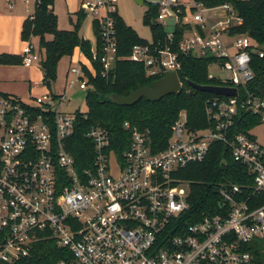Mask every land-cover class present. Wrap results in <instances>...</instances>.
I'll list each match as a JSON object with an SVG mask.
<instances>
[{"label":"built area","instance_id":"1","mask_svg":"<svg viewBox=\"0 0 264 264\" xmlns=\"http://www.w3.org/2000/svg\"><path fill=\"white\" fill-rule=\"evenodd\" d=\"M119 1L82 4L86 21L92 28L99 25L104 77L122 60L162 79L166 72L179 75L182 56L212 58L211 65L231 74L221 87L235 88L238 95L208 104L209 129L191 131L183 112L167 148L159 152L149 130L126 123L131 144L119 157L109 132L92 127L86 137L95 146V158L81 173L66 144L75 134L78 113L85 118L87 113L67 114L63 107L77 85L86 93L84 66L94 74L92 62L73 64L63 95L45 93L25 102L0 92V264L31 258L43 242L63 250L55 264H254L246 246L264 240V147L232 129L242 112L260 117L264 125V99L247 89L257 43L232 34L243 20L231 4L207 8L197 0H142L157 10L153 23L164 27L165 39L136 45L131 55L120 57L112 17ZM8 7L13 9L10 0ZM22 56L25 67H40V50L32 40L25 42ZM93 59L98 60L96 47ZM209 77L216 79L210 72ZM216 142L230 147L235 161L248 168L253 195L238 185L220 184V213L183 226L179 218L190 209L191 183L181 179V172L205 162Z\"/></svg>","mask_w":264,"mask_h":264},{"label":"trees","instance_id":"2","mask_svg":"<svg viewBox=\"0 0 264 264\" xmlns=\"http://www.w3.org/2000/svg\"><path fill=\"white\" fill-rule=\"evenodd\" d=\"M54 1H35L34 14L29 16L22 25L21 40L29 42L34 38L39 39L40 68L44 75L43 84L48 87L51 82L56 81L60 61L64 57H73L78 48L84 57L92 62L94 74L84 66L88 81L87 117L78 113L79 119L75 134L66 144V149L73 156L79 172L82 173L93 166L95 146L86 137V133L92 127H101L109 132L110 147L121 157L131 144V133L125 129L126 123L140 131L149 130L151 145L155 152L167 148L172 136L173 125L180 119L183 112L187 113V127L191 131L209 129L213 126L206 113L207 106L215 99L226 98L201 92L189 85V83L218 87L227 85L209 77L212 58L181 57L182 69L179 72V78L183 84L181 95L167 96L155 103L142 99L133 106H118L111 101L112 95L128 96L131 91L137 90L139 85L151 86L161 78L147 77L143 65L127 60L117 62L109 78L104 77L103 66L100 63L103 55V42L98 23L95 22L93 25L95 45L81 35L86 22V14L82 8L77 13V21L73 30H60L58 17L54 13ZM197 1L207 8L231 4L243 20V23L233 28L231 32L249 36L257 43V51L252 53L251 60L254 78L248 83L247 89L256 97L264 99V0ZM157 16V10L151 8L144 18V23L151 26L153 39L164 40V27L153 23ZM112 17L117 30L120 57H128L134 46L147 43L124 22L118 13H114ZM49 37H52V40H49ZM180 37L181 35L178 34L177 41ZM94 47L98 55L97 61L93 59ZM260 53H263V57ZM2 65H23V56L0 53V66ZM259 125H262L260 117L242 112L236 118L232 133L244 134L256 139L251 133ZM180 177L183 181L191 183L188 199L190 209L179 218L183 226L198 223L204 215L220 213L221 198L218 193L220 184L232 183L243 188L249 196L253 195V176L250 175L246 166L235 161L232 149L220 142L211 146L209 157L205 162L189 166L181 172ZM246 248L253 255L254 264H264V240L252 242ZM61 253L63 250L54 242H43L37 245L31 258L19 264H55L61 259Z\"/></svg>","mask_w":264,"mask_h":264},{"label":"rangeland","instance_id":"3","mask_svg":"<svg viewBox=\"0 0 264 264\" xmlns=\"http://www.w3.org/2000/svg\"><path fill=\"white\" fill-rule=\"evenodd\" d=\"M11 1L16 3L14 11L10 13L5 9L3 11V17H0V53L20 54L23 50L24 42L21 40L22 23L19 24V22H22V20L29 15L25 10L26 7L30 11L35 8L34 3L36 0H29L27 6H24L26 0ZM86 1L88 0L54 1V13L58 17L60 30H73L74 24L77 21V13L81 10L82 4ZM0 4L2 8H4L5 0H0ZM117 8L119 16L129 27L137 32L142 40L147 42L153 40L151 26L145 25L144 23L146 14L151 10V6L148 3L138 4L136 0H120ZM11 16H17V18L14 19L15 21L10 19ZM82 32H84L86 39L94 41L95 35L89 21L85 22ZM48 39L52 40V37ZM34 45L40 50L39 39L34 40ZM75 52L78 54L79 48ZM77 58L64 57L60 61L57 68L56 81L51 82L50 87L43 84L44 75L37 63L32 68L25 67L24 65H2L0 66V91L2 93L15 95L25 102H31L30 98L33 96L35 97L45 93L63 95L68 91L69 81L71 80L70 69L73 64H75ZM209 72L220 81L231 79V74L222 70L217 64L211 65ZM29 79L32 81L33 86L34 83H41L38 91H30ZM68 95L70 101L63 107V112L67 114L76 113L78 111L88 112L86 93L80 90L79 85L69 92ZM251 134L264 146V125L256 127Z\"/></svg>","mask_w":264,"mask_h":264},{"label":"water","instance_id":"4","mask_svg":"<svg viewBox=\"0 0 264 264\" xmlns=\"http://www.w3.org/2000/svg\"><path fill=\"white\" fill-rule=\"evenodd\" d=\"M138 4H142V0H136ZM190 87L201 92L210 93L223 97H237L238 91L235 88L221 86H200L189 83ZM183 92V84L176 72H166L164 78L154 82L151 86L143 87L139 85L137 90L130 92L128 96L112 95L111 101L118 106H133L140 100L146 99L148 102H159L167 96H179Z\"/></svg>","mask_w":264,"mask_h":264},{"label":"crops","instance_id":"5","mask_svg":"<svg viewBox=\"0 0 264 264\" xmlns=\"http://www.w3.org/2000/svg\"><path fill=\"white\" fill-rule=\"evenodd\" d=\"M8 1L9 0H5V4H4V8H2V6H1V4H0V17H3V15H4V10L6 9L7 11H9L10 13H12L13 11H14V9H15V5H16V3H13L11 0V3L13 4V9L11 10V9H9V7H8ZM29 4V0H26L25 2H24V6H27ZM35 4V3H34ZM25 10H26V12H28L29 13V15L26 17V18H24L23 20H22V22H19V24L20 23H22L21 24V30H22V25H23V23H24V21L29 17V16H31V15H33L34 14V12H35V8L33 9V10H29L27 7L25 8ZM17 18V16H11L10 17V19L12 20L13 19V21H15L14 19H16ZM91 27H92V25H91ZM85 30V29H84ZM83 30V31H84ZM92 31H93V28H92ZM93 33H94V31H93ZM81 34H82V37H84V39H86V37H85V34H84V32H81ZM35 39H37V38H34V39H32V42L34 43V40ZM86 40H88V39H86ZM91 41V40H90ZM92 42V44L93 45H95V43H96V38H94V41H91ZM24 46H25V42H24ZM24 48V47H23ZM77 51V50H76ZM14 54H17V55H21L22 54V52L19 54V53H14ZM78 57V58H77ZM74 58H77L76 59V61H83V62H86L87 60H86V58L84 57V55L82 54V52H81V50L79 49V52H78V54H76V52H75V54H74V56H73V59ZM42 71V70H41ZM29 81H30V91H32V90H36V91H38L39 89H40V82H38V83H34V86L32 85V81L29 79ZM1 92V91H0ZM2 93V92H1ZM3 94H7V95H10V96H14V97H16V98H19V97H17V96H15V95H12V94H8V93H3ZM38 96V95H37ZM34 97V96H33ZM21 99V98H20ZM258 141V140H257ZM259 142V141H258ZM260 143V142H259ZM261 144V143H260ZM262 145V144H261ZM263 146V145H262ZM264 147V146H263Z\"/></svg>","mask_w":264,"mask_h":264}]
</instances>
